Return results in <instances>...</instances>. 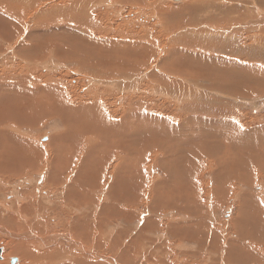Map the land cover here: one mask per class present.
Masks as SVG:
<instances>
[{"label":"rangeland","instance_id":"rangeland-1","mask_svg":"<svg viewBox=\"0 0 264 264\" xmlns=\"http://www.w3.org/2000/svg\"><path fill=\"white\" fill-rule=\"evenodd\" d=\"M22 1L23 0H8V1L0 0V5H1L0 6V79H1L0 109H2L0 111V115L1 113L2 115L3 113H5L4 115L6 116H8L9 114V117L7 119L0 121V133L1 134L3 133L4 135L3 137L4 139L1 137L3 135L0 136V144L3 143L2 145H0V147L3 149L5 148L4 150L0 149V151L2 152V150L3 151L9 150L8 154L11 156L12 154H14L13 150L10 152V150L14 148L13 146L14 144L12 142L18 143L16 138L26 139V137H28L29 140H32V142H34V146L38 149L39 152L37 154L40 155L42 158L44 157V155H47L45 153L48 152V155L55 159L58 155V152L56 151L57 148L59 150V155L63 157V151H65L66 148H68V153H72L77 147V143L74 142L73 144L72 143L69 144L66 138L65 139L63 138L64 134L69 133V136L71 135L70 133L71 129L73 133L75 132L76 129L68 126L69 122L67 119H72L73 121H80L81 119V121L82 120L84 122L88 121L89 123L93 121L94 127L96 128L95 130L98 132L95 133L94 131H89L88 128L85 129L86 131H84V134L87 135L84 143L87 144V142L90 141V144H88L87 145L88 147H86L85 149L83 148L84 145H82V148H80L79 153L72 160H77V161L79 160L78 163L79 166H81L84 162L88 163V161H90L91 164L97 166L101 161L103 172L99 173L98 171H95L93 174V178L91 179L90 182L93 186L96 185L95 187L96 189H94L92 186L94 190L90 191V194L93 197L89 199L88 203L81 200H77L75 201V203L70 201L67 202L64 199L65 198L69 199V198L67 196L65 197L64 194L57 197L55 195L57 194V192L59 193L62 190L65 192L69 186L78 188V186L74 184L76 182L78 174H81L80 171L79 173L78 171H76L73 175L71 174L68 177L67 182L64 180L62 181V176L59 175L56 176L54 180L47 179L44 182V184L41 185V183H39L41 179L38 178L39 174H37L38 170H36V172L34 173L32 171L35 169L34 165H32V163L29 162L27 163V159L24 158V154L27 152V147L29 145L25 146L24 144L21 143L20 145H22L23 148L25 149L22 148L23 150L22 152H20L19 154H14L17 155L18 156L17 158L19 159L17 165L8 168V172L11 171L13 178L8 179L9 177H5V176H9V175L6 174H3L4 176L1 175L3 179L7 178L5 179L7 183L5 182L3 183V181H1L3 184L2 183L0 184V187H2V191L4 192V193L3 192L0 193V201H1L0 211L1 210L3 212L9 211L12 205L8 203H10V201L12 202V199L15 200L16 196H17L16 199H18L20 195L21 196L19 198H22L24 196L22 194H26V192H28L25 190L27 188H31L32 189V191L30 192L31 194L30 196L32 198L31 201L35 202L36 205V207L33 206L34 210L36 212L41 210V212H37V213L42 214L43 212L48 216H46L47 218L43 219L41 225L39 224L38 220L36 221L34 220L33 222L34 226H32L35 231L34 234L33 233L26 234L24 233V231H20V230L16 233L15 232L13 233L11 228L5 229L6 227L3 226L4 228H0L4 230V231L0 230V240L4 241V239L16 237L17 239L21 238L20 240H17L18 242L20 241L23 242L27 241L28 243L31 242L30 244H33L34 249L36 247V249L34 250V253H36V255L33 256V259L36 260V257H42V254L44 252L47 253V251L45 250L48 248L42 250V247L38 245L41 241H44L42 239L46 240L45 238L46 236H50L52 239L53 237H56L57 241L59 242L62 241L61 243L64 244L63 250L66 253L68 251L70 255L66 256L64 253H62L61 254L62 259H58L57 262H55V264H79L80 262L83 263L86 262L88 264H116V263L121 264L122 262L124 264H128L129 259H130L129 261L134 264V262L139 261L138 260L139 258L135 256L137 255V251H136L137 247H133L135 251L131 257H125V253L132 246L130 243L131 239H129V241L127 239L131 236L133 242H136L141 239L144 240L146 237H148L149 240H152L153 242L157 240V242H160L161 245L163 242H165V245L167 243H171V246L174 245L173 248L171 247L172 251L173 249L177 250V248L179 249L180 247H182L180 250L181 254L178 256L179 260L177 258V261L180 264H182L181 262L182 260L184 261V259L186 258H187L186 260H188V257L184 254L186 253L190 254L194 249H195L194 251L197 250V248L195 247L193 248L195 244H191L189 240V235L191 231L190 229H188V227L185 228L186 230L188 229L187 233L189 232V234L186 235L188 236V239L185 240L184 244L178 243L179 245L177 244V246L175 247V243L172 242L173 239H175L176 232L178 233L180 230H182L177 228L178 226L180 227L179 224H181V227H184V226H188L187 222L190 221L189 223L190 225H192L191 223L193 222L191 221L192 218L186 216L187 215L186 212L181 213V211L186 210V208H183L184 205L192 207V209L190 210L192 211V213L193 212L195 213V214L193 213L195 219L198 218L200 219V221L206 218L207 216L206 214H208L206 212L207 207L209 211H213L214 209H216L214 212H216L217 215L215 213H213L212 215L211 213L208 214V216L212 220L211 223L209 222L210 223L209 227L211 228L209 229V233L214 232L217 233L218 235L220 234V237H224V236L227 237L229 235L228 237L231 236V238L238 240L242 236L239 230L241 231L244 230L246 234H250V231L254 232L256 230V226L255 227L252 226L253 223H251L250 221L246 223L244 229L238 225V222L240 223L245 217L241 215L242 212L240 211V208L238 209L239 214L238 212H237L238 215L235 214V212L237 211V207L235 203L237 200L240 199L239 198L240 194H235L233 188L235 186L236 187L241 186L243 187V190H245L244 192L246 193L250 192L251 190L252 191L251 193L255 195L254 197L257 203L262 205L263 203L261 204V202H258L259 199L257 198H260V200L264 198L263 184L257 185L256 187H253V189L250 188L251 185L253 183H257V181H258L257 184L262 182L264 183V177L263 178L261 176L258 177V169H257L258 164L257 163L253 164V161H250V163H242L238 161L235 158L236 148L234 151L228 152V154H230V156L232 157L228 159L234 161V166H232L233 167L232 171L239 172L241 177L245 176L248 182H244V181L240 182L239 180L237 181L238 183H232L227 185L226 183H224V181L222 182V184L220 182L219 183L220 186L222 187L224 185L227 186V188L226 186H224L227 192L225 195L224 194L218 195L217 186H219L218 184L219 181H217L216 176L218 173L220 174V171L224 172L226 170V167L224 168L218 167V165L217 164L215 165V163H219L223 166L224 165L227 166L226 161L222 158V155L227 157V155L223 152V148L225 149V152L226 149L231 148V143L229 141H227L226 144H223V141L219 137L222 134L221 131L226 133L225 131L230 132L229 129H231V131H236V129H238L239 132L240 130L242 131L249 130V134H247V136L252 135V137H256L255 135H258V133L259 136H263L262 132L259 130L263 131L264 129V38H263L264 37V0H254V1L226 0L227 2L232 3L233 5L229 3L228 4H224L223 2L221 3V0H213V2L217 3V5L211 3L210 0H206V1L185 0L181 3L177 1H175L174 3L172 0H146V1L145 0H101V1L99 0L97 3L94 4V7L88 12L89 22H87L86 19L83 18L84 16L82 17L80 15L75 14L77 13L76 8L71 6L70 1H74L75 4L77 2L76 0H69V1L61 0V2L60 0H28L26 3H23ZM255 1H256V6L258 4L257 8L256 6H254ZM20 2L22 3L20 4ZM108 2L110 3V5ZM202 2L205 5L204 7L201 8V10L203 9L205 10L204 15L203 12L196 13L197 19L198 18L201 19L202 16L203 17L215 16L216 14H213V9L217 6H220L221 7L219 12L221 13L220 17L226 16V23L229 22L230 20H234L236 24H238V26L237 25L235 26V28L238 30H236L235 28H226L225 30H223V29H217L216 27H215L216 29L215 28L211 29L206 27V30L209 32L206 31L205 36L202 35L196 37L194 34H198L199 32V30L196 31V29H198L197 27H200L201 25L200 20L198 21L197 24L193 26V29L191 28V26L190 27L186 26L185 34H183L184 32H181L182 29L174 28L172 30V26L171 28L166 29L165 26L166 22H164V20H166L167 14L172 12L173 9L179 7H180L179 9H182L191 4L193 5L192 7H200L199 5H201ZM78 3H80V1H78ZM219 3L221 4L219 5ZM61 5H63V7ZM211 5L212 7H214L213 9L210 7ZM208 7L210 8V10ZM226 8L228 9L224 12ZM162 11L165 14H163ZM188 21L186 22L187 25H188ZM92 22L95 23L93 24L94 25L93 35H91L92 34L91 30H89V28H91L89 24L90 23L92 24ZM220 23L223 24V19L220 20ZM167 25L170 26V24ZM247 26H249L250 29H247ZM8 28L11 29L10 32L6 31V29ZM252 28L255 31H253ZM248 30H250V32ZM245 31L247 32V34ZM189 32L193 33V36H190V38L194 37V39L192 38L193 39L192 41H195V39L198 38L196 39L197 42L201 41L203 46L213 45L214 47L218 48L216 54L219 56H223L226 59H235L236 57V59H238L237 61L239 62H246L247 64H259L260 66L236 67V65H234L233 67H209L211 69L209 70L208 75L206 74L208 72L204 71L202 67H198V68L197 66H195V68L189 67L190 64L192 63V59H188L182 62L177 59V55L179 53L175 56H170V46H169L170 44H174L175 42L181 41L182 39L191 41V39L189 38L190 35ZM83 34L85 36H83ZM238 35L241 37H238ZM81 36H83V39L88 40L86 45L83 44V42H81ZM214 37L215 38L220 37V38L215 39ZM222 37L226 38V41L228 42H226ZM239 38L241 39L239 40ZM211 39L213 41L210 42ZM101 40L102 42H105L106 45L102 43L101 45L97 46L98 42H100ZM222 40H224L225 42ZM244 40L246 41L244 42ZM121 41L125 42V44ZM236 41H238V43ZM107 42H109L110 44H108ZM153 42L155 45L154 49L151 46ZM128 43L129 44L132 43L130 44L131 46H129ZM143 45H145L144 49L145 48L148 49V47L151 46L150 47L151 49L149 51L150 53H146L147 55L144 53L146 49L145 50L142 49ZM256 45L257 47L258 45L260 47L258 48L254 47ZM240 47H243V49H239ZM114 48L118 49L116 55L114 54L116 52ZM180 48L183 49L179 44L177 49L180 50ZM23 49L24 51H22ZM92 51L95 53H93ZM117 54L120 56H118ZM114 57L118 58L119 61H115ZM182 57L180 55V59L185 58ZM100 58L102 61H106L107 58V61L110 65L108 67H112L111 63L113 60L114 62L117 63L119 62L118 67H115V69H105L102 66H100L102 68H98ZM173 63L175 65H173ZM119 64L126 66L121 67ZM176 65H180V66L177 67ZM42 74H44L45 76L48 75L47 82H43L40 79V76H42ZM230 74L232 75L229 77ZM215 77L219 82L216 81ZM204 78L207 80H205ZM214 81H216L217 83ZM237 81H239L240 83H238ZM212 82H214L215 86H213ZM223 83L224 84L229 83V85H231L227 87L230 93H226L225 92L226 90L225 91L219 90V86L224 87ZM238 86L241 88H239ZM243 88H245L246 90H244ZM8 93L10 98L8 96ZM56 94L57 97H54V95ZM59 96L62 99L57 101V98H59ZM2 103L3 105L5 104V106H3ZM62 103H65L66 105L71 107L70 110H66L69 111L68 113L66 112L68 118H66L63 115L64 112H62L61 110H57L58 105H62ZM138 103L139 104L143 103L142 105H146L141 112L139 111L140 108L138 107L139 105ZM189 106L193 107V109L190 108ZM109 107H112L111 110ZM187 107H189V110H187ZM129 110L133 112L130 113ZM121 111L123 113H121ZM136 111H139L140 113L134 114V112ZM158 111L159 113L161 112L163 114H158ZM79 112L83 115L85 114L83 119ZM89 113H92V115H90ZM116 114H118L119 116ZM185 114L187 115V117ZM198 115H200L203 119L201 121L202 122L201 124L203 125L202 127L206 128L205 130H203L204 136L200 132L194 131V133H192L193 130H195L193 129L194 128L193 125L195 122L193 121V118H198ZM122 119L128 122L129 126L126 127L127 131H125L126 130L125 129L124 132L121 131V133L118 134L119 132H116L117 128L114 129V126L116 124L115 122L121 121ZM165 120L167 121V123L168 121H170V124L168 123L170 126H167L168 124L165 123L166 122ZM106 122L107 124L110 123L109 126L106 125L107 127L105 126ZM150 123L153 124L150 125ZM227 124L229 125V127ZM5 125H7V127H5ZM221 125H224V127ZM97 126H99V130ZM137 126H141V127L138 128ZM156 126L157 128L159 126L160 127L163 126L162 130L165 131L166 136L163 133L161 136H163L165 140L166 139L167 140L165 141L164 138L162 137L163 141H157L155 142V144L161 143L167 146V148L169 147L168 151H166V153H168L167 157L170 156L172 152L175 153V155L179 153L184 155L185 151L186 153H192L195 150H198L196 151V153H198L199 156L197 157L195 162H192L193 164L190 163L191 165L188 163L189 160L187 161V163L184 160H182L183 157L182 158L180 157L182 155H179V157L177 156L175 159V155L171 154L172 162L174 161V165L173 163L170 162L171 165V168L169 167L170 170H168L167 166H165L171 177L173 175H176V172L178 170L177 168H179V165L182 162H184L185 165L181 164L180 167L182 166L190 167L191 171H189V173L187 174L186 176L187 178L185 177L182 182L179 180L182 184L185 185L187 184V188L185 190L183 189L185 185H183V187L180 188V190L183 189L182 190L183 194L182 193L181 194L184 195L183 198L181 199L184 200L182 205H178L175 202L172 203L173 201H171L170 203L172 204L169 205L166 201H161V199L157 201V198L155 196L157 194L159 195L161 192L162 193L164 192V190L159 187L161 184H163V180H165L167 176L166 170L163 168L164 164L160 163V160H162V158L164 159V156H166L165 152L159 151L158 155L155 157L156 155L155 151L153 149H147L149 150L147 155L145 156L143 152L142 154H144L145 157L142 156L139 157L140 163L136 164V166L130 163L134 159V156L138 151V145L137 144L132 145L127 141L125 142V140H127L129 136L135 137L136 139L137 138L144 139L146 138V136L148 137L149 134L154 135V132L147 131V128L157 129L155 128ZM188 126L190 127L188 128ZM170 127H174L176 130H178V133L179 131L183 133L180 130V128L183 129L184 127L183 130H188V133L187 135L178 137L176 136L177 133H175V131L172 132L168 131L170 130ZM128 128H131V130H128ZM143 128L144 130H142ZM174 128L173 130H175ZM189 131H191L192 134H190ZM255 132L258 133L256 134ZM167 133L168 134L170 133L169 134L170 136ZM213 133H215L216 135L215 134L213 135ZM205 134H208V136L205 137ZM253 134L255 135L253 136ZM45 135H46L45 138L50 137L52 150H50L49 145H47L49 143L44 140ZM234 135L235 137L232 138L234 143L237 142V137H238V141L240 140L239 143L241 142V140L242 141L245 140V144L246 143L249 144L248 145L249 150L247 149V152L252 153V146L250 144L253 138H246L244 133L241 132L238 134V136L236 135V132H234ZM139 136H144V137H139ZM125 137L127 139H125ZM1 138L3 140H1ZM170 138H172V140ZM8 139L10 141H8ZM136 139L130 138L131 142L134 144L136 143L135 142ZM175 140H178V142L176 141L177 142L176 143ZM255 140L257 139L255 138ZM3 141H5L6 143ZM169 141H171V143ZM121 142L124 143L122 144ZM7 143L13 145H8ZM111 144L114 145V149H112ZM126 144L130 150L120 149L121 148L120 145H126ZM43 145H47V148L44 149L43 147H41ZM33 148L34 147H32L31 150H34ZM39 148H43L42 151H40ZM87 150H89L90 152H86ZM93 152H94L93 159H90ZM113 154L115 156H113ZM125 154L127 155L125 156ZM121 155L125 156L124 160L126 161H123ZM193 156L194 154L192 153L190 157ZM152 158H159L160 160L159 161L153 160L154 162H152L151 161ZM120 160H122V162ZM263 161H264L263 159L260 160L259 164L264 165ZM144 163H146L147 166L151 168L149 169L146 166V169H144L142 174L140 168L143 167L142 164ZM158 163L161 164V166L163 167L159 166ZM187 164H189L190 166ZM26 166H28V168L31 167L30 170H28ZM185 167L183 168L185 169ZM18 169H19L18 172L19 174L16 173ZM24 169L28 170V172ZM138 170L140 171V173ZM21 172L23 175L21 174ZM120 172L122 175L125 174V176H127L128 178L127 177L122 178ZM148 173L151 175L152 174H157V175H152L153 177L151 176L152 177L151 181H149L150 179L148 178H150L149 177L150 175ZM186 173L187 170L185 171V175ZM46 174H48L47 169H46ZM131 174H133V176ZM109 175L112 176L111 177L112 180L109 177ZM116 175L119 176L118 178L120 180L116 179L117 177ZM23 176H25V178ZM30 176H32V178ZM134 176L135 178H133ZM171 177L169 179L170 181L168 180V182L172 181L171 183H169V185L170 187L173 188L175 184L174 182L177 179V177L176 176H173V178ZM30 179H31V183L28 182ZM98 179L99 182L97 181ZM32 180H34V182ZM35 180L38 182L35 183L36 182ZM189 183H191L190 186ZM36 185L45 188V191L46 193L49 194V196H47L45 192L42 193V191H36V192L33 191ZM124 185L125 187L123 188ZM112 187L114 191L111 190ZM200 187H203V191L198 190ZM190 188L192 190H190ZM157 189L159 191H157ZM108 190L109 192L111 190L110 195L111 193L115 192L116 193L115 197H118V195L122 194L125 190H127L128 195L129 194L131 195H129L130 197H127L129 199H127L128 201H126V205H124V207L122 206L121 208H119L118 204L114 202V199L112 201L104 200L106 198L105 194L109 193ZM117 190H119V192L121 191L122 192L119 193ZM144 190H146V192ZM147 192L150 198L152 199L149 204L144 205V197L146 196ZM184 192H186L190 197H192L191 200L189 199L191 203L189 200L188 203L186 202L185 199L187 197L188 198L190 197L187 194L185 195ZM132 193L134 194L133 197H132L133 195ZM209 194L214 195L216 201L209 202V198L207 197ZM152 196L154 197V199ZM34 197H35V201L33 199ZM44 198L46 199L44 200ZM171 199L173 200V198ZM222 199L224 200L222 201ZM18 201L20 200L18 199ZM25 201L23 202L20 201V202L25 203ZM157 202L158 203L160 202V204L163 205L161 206L155 205L154 203ZM3 204L5 206H3ZM194 204L195 206H193ZM40 205L42 207H40ZM79 205H85L87 207L90 206V208L87 211H85V209H81L82 213L77 215L76 209L80 210ZM106 205L108 206V208H106ZM37 206L40 207V209ZM116 206L119 208V210ZM262 206L264 207V204ZM126 207H131V211L128 212L124 210ZM96 208H98L100 213L103 214L102 217H100L101 223L99 225L92 227L91 230L87 231L88 229L86 230L84 226L80 224L84 223V225L85 224L87 225L91 216L93 215V211ZM122 208L123 210H121ZM101 209L103 213L101 212ZM106 209L110 210L114 215L107 214L108 212L106 213ZM117 210L120 212H118ZM263 211L262 213L259 214V215L262 214L261 219L262 218L264 219ZM31 213L35 214L33 210L31 211ZM104 213H106L107 215ZM1 214L2 213H0V226L3 225L4 223L3 219L6 220L7 218L6 216ZM29 214L30 213H28V215ZM181 215L185 220L179 219L181 218L180 217ZM214 215L215 217H213ZM248 215L250 216V219L256 217V215L253 214V212H250ZM28 217L33 220L31 216ZM80 217L82 218L79 220L78 218ZM120 217L124 218L125 220L120 219ZM95 219L99 220V216H96ZM163 221H165V224ZM172 221L173 222L179 221L177 224L178 226L175 225V223H173L175 227L173 228L174 230H170V228L168 227L170 226L169 224H171L170 222ZM115 223L117 224V226ZM57 224L58 226H55ZM154 224L156 225V227ZM249 224H251L250 227L248 226ZM10 225L13 226L12 223H10ZM53 226L55 227V230ZM161 226L164 229L161 228ZM143 227H145L144 231L147 230L148 233L140 232L141 231L140 229ZM166 227L168 229H166ZM218 228L219 230L224 231L225 233L220 232ZM40 229H46L45 231L47 232V235L42 234L41 237L42 239L35 236L36 234L40 236V234H38L39 233L38 231ZM165 229L168 231H166ZM25 234L28 237H26ZM167 235L170 237V239H168ZM16 238H13V242L14 240H16ZM66 239L68 240L67 242ZM115 241L121 244V246L117 244V246L119 245L118 246L119 249H116L117 247ZM18 242H14V243L18 244ZM72 243L74 245H71ZM146 243L148 242L145 241V245ZM78 244H81V247H77ZM187 244L189 246H187ZM3 246L4 244H2V242L0 241V247L3 248ZM56 246L57 248H59V245H55V247ZM65 247L68 248L66 249ZM158 247L161 246L158 245ZM158 247H156L157 249L151 247L150 250L152 251L149 250L150 255L152 254L151 256L153 257L154 255L156 256L155 253H157L156 256L157 262H161L163 261V259L167 261L168 260L167 258L170 257L169 252L171 250L170 251L166 249L164 250L163 248L158 249ZM57 248H52L51 250H49V252L56 250ZM124 248H127L126 252H124L125 251ZM114 249L116 250V252ZM160 249H162L165 253H163L162 250L159 251ZM260 249L264 252V247H261ZM93 250L96 251L94 252ZM154 250L155 252L153 253ZM118 251L121 254V256L119 255ZM205 251H207L208 253L210 250H208L207 248L204 250L203 257L202 258L200 257L203 260L201 261V263L207 264L208 262V264L209 263L212 264L207 260V256L209 257L210 255L205 254ZM262 251L260 252L261 254H263ZM220 253L221 254L218 255L217 257L216 256L213 257L215 258L213 263L222 264L223 261L224 264H227L228 255L225 254L226 253L225 245L223 248L220 246ZM72 254H74V256ZM212 254L213 253H211V255ZM205 255H206L205 257L206 259L204 258ZM115 257L118 259H116ZM189 259L194 260V258H190V257ZM17 263H18L17 261H14V263L12 261V264H17ZM35 263L43 264L44 262H42L40 258V261L36 260ZM179 263H175V264H179ZM251 264H256V263L252 262ZM260 264H264V263H260Z\"/></svg>","mask_w":264,"mask_h":264},{"label":"bare ground","instance_id":"bare-ground-1","mask_svg":"<svg viewBox=\"0 0 264 264\" xmlns=\"http://www.w3.org/2000/svg\"><path fill=\"white\" fill-rule=\"evenodd\" d=\"M8 1V0H7ZM28 0H23L22 2L23 3H26ZM69 1V0H68ZM77 2L74 4V1H70L71 3V6H73V7H75L76 8V11H77V13H75L76 15H80V16H84L83 18L84 19H86V21L87 22H89V11L94 7V4L95 3H97L99 0H76ZM78 1H80V3H78ZM101 1V0H100ZM146 1V0H145ZM174 3H175V0H172ZM183 1H185V0H178L177 2H183ZM204 1V0H203ZM206 1V0H205ZM254 1V0H253ZM22 2H20V4L22 3ZM60 2H61V0H60ZM103 2V1H102ZM110 2V1H109ZM108 2V3H109ZM191 2V1H190ZM210 2L211 3H213L214 5H217V3H215V2H213V0H210ZM209 2V3H210ZM224 3V4H228L229 2H227L226 0H221V3ZM11 3H13V2H11ZM59 3V2H58ZM108 3H106V4H108ZM139 3V2H138ZM221 3H219V5L221 4ZM62 4H63V2H62ZM178 4V3H177ZM207 4V3H206ZM229 4H232V3H229ZM109 5H110V3H109ZM111 5H112V3H111ZM233 5V4H232ZM1 6V5H0ZM62 7H63V5H61ZM64 6H66V5H64ZM181 6V5H180ZM193 5L191 4V5H189V6H186V7H184V8H182V9H179V8H175V9H173L172 10V12H170L169 14H167V16H166V20H164V22H166V29H168V28H171V26H172V30L174 29V28H178V29H182L181 30V32H184L183 34H185V27L187 26V27H190L191 26V28L193 29V26L195 25V24H197L198 23V21L200 20V23H201V25H200V27H197L198 29H196V31L197 30H199V32H198V34H194L196 37L197 36H205V33H206V27L207 28H211V29H213V28H217V29H223V30H225L226 28H235V26L237 25L238 26V24H236V22L234 21V20H230L229 22H227L226 23V16H224V17H220L221 16V13H219L220 12V9H221V7L220 6H217V7H212V5L210 6L212 9H213V14H216L215 16H205V17H201V19H197V17H196V13H198V12H203V15H204V9L203 10H201V8L202 7H204L205 5H204V3L202 2L201 3V5H199L200 7H192ZM254 6H256V1H255V4H254ZM258 7V4H257V6H256V8ZM66 8V7H65ZM103 8H105V7H103ZM174 8V7H173ZM209 8V7H208ZM207 8V9H208ZM229 8V7H228ZM228 8H226L225 10H224V12L228 9ZM2 9H3V7H2ZM70 9V8H69ZM177 9H179V10H177ZM209 10H210V8H209ZM155 12V11H154ZM61 13V12H60ZM65 13V12H64ZM63 13V14H64ZM162 13H163V11H162ZM62 14V13H61ZM163 14H165V13H163ZM104 18V17H103ZM197 19V20H196ZM221 19H223V24H221L220 23V20ZM189 20V21H188ZM188 21V25H187V22ZM238 22V21H237ZM255 22V21H254ZM257 22V21H256ZM243 23V22H242ZM93 24H95L94 22H92V24L90 23L89 25H90V27L91 28H89V30H91V35H93ZM167 24H170V26L169 25H167ZM256 24V23H255ZM120 25V24H119ZM148 25V24H147ZM234 25V26H233ZM244 25V24H243ZM258 25V24H257ZM245 26H246V24H245ZM87 28V27H86ZM190 28V29H191ZM215 28V29H216ZM238 28V27H237ZM257 28H259V27H257ZM95 29V28H94ZM111 29V28H110ZM189 29V30H190ZM236 29V28H235ZM247 29H250L249 28V26H247ZM4 30H5V27H4ZM113 30V29H112ZM115 30V29H114ZM129 30V29H128ZM165 30V29H164ZM236 30H238V29H236ZM239 30H240V28H239ZM252 30H253V28H252ZM252 30H251V33H252ZM6 31L7 32H10L11 31V29L10 28H8V29H6ZM103 31V30H102ZM171 31V30H170ZM177 31V30H176ZM191 31V30H190ZM214 31H216V30H214ZM244 31V30H243ZM243 31H242V33H243ZM247 31V30H246ZM245 31V32H246ZM249 32H250V30H248ZM253 31H255V30H253ZM109 32V31H108ZM110 32H111V30H110ZM112 32H114V31H112ZM207 32H209V31H207ZM236 32V31H235ZM86 33V32H85ZM173 33H175V32H173ZM190 33V35H189V38H190V36H193V33L192 32H189ZM256 33V32H255ZM126 34V33H125ZM154 34V33H153ZM180 34V33H179ZM234 34V33H233ZM246 34H247V32H246ZM259 34V33H258ZM260 34H261V32H260ZM100 35V34H99ZM109 35V34H108ZM128 35H129V33H128ZM176 35V34H175ZM242 35V34H241ZM254 35V34H253ZM83 36H85L84 34H83ZM83 36H81V42H83V44H87V39H83ZM101 36V35H100ZM152 36V35H151ZM181 36V35H180ZM186 36V35H185ZM187 36H188V34H187ZM216 36V35H215ZM171 37V36H170ZM175 37V36H174ZM238 37H241V36H239L238 35ZM248 37H249V35H248ZM259 37V36H258ZM87 38V37H86ZM110 38V37H109ZM193 39H194V37H192ZM192 38H190L191 39V41H187V40H184V39H182L181 41H177V42H175L174 44H170L169 46H170V56H175V55H177L178 53V55H177V59L179 60V61H182V62H184V61H186V60H188V59H192V63L190 64V66L189 67H194L195 68V66H197V68L198 67H202V69H204V71H206V72H208V73H206L207 75L209 74V70L211 69V68H209V67H233L234 65H236V67H254V66H260L259 64H247L246 62H239V61H237L238 59H236V57H235V59H226V58H224L223 56H219V55H217L216 54V51H217V49L218 48H216V47H214L213 45L211 46V45H206V46H203L202 45V42L201 41H199V42H197V40L196 39H198V38H196L195 39V41H192L193 39ZM202 38V37H201ZM215 38V37H214ZM217 38V37H216ZM215 38V39H216ZM220 37H218L217 39H219ZM222 38H224V37H222ZM228 38V37H227ZM235 38V37H234ZM244 38V37H243ZM256 38V37H255ZM264 38V37H263ZM262 38V39H263ZM92 39V38H91ZM189 39V40H190ZM238 39V38H237ZM241 38H239V40H240ZM246 39V38H245ZM254 39V38H253ZM121 40V39H120ZM127 40V39H126ZM174 40H176V39H174ZM200 40V39H199ZM224 40L226 41V38H224ZM224 40H222V41H224ZM204 41V40H203ZM211 41H213L212 39L210 40V42ZM224 41V42H225ZM246 40H244V42H245ZM91 42V41H90ZM121 42H123V41H121ZM132 42V41H131ZM209 42V41H208ZM226 42H228V41H226ZM230 42V41H229ZM237 43H238V41H236ZM241 42V41H240ZM248 42V41H247ZM259 42V41H258ZM94 43V42H93ZM105 44L106 45V43L105 42H102V40L100 41V42H98V44H97V46H99V45H101V44ZM108 44H110L109 42H107ZM124 44H125V42H123ZM134 43V42H133ZM140 43V42H139ZM204 43V42H203ZM255 43H257V42H255ZM121 44V43H120ZM129 44V43H128ZM127 44V45H128ZM130 44H132V43H130ZM129 44V46H131ZM149 44V43H148ZM180 44V46L183 48V49H181L180 48V50H178L177 49V47H178V45ZM231 44V43H230ZM229 44V45H230ZM236 44V43H235ZM235 44H233V45H235ZM140 45V44H139ZM138 45V46H139ZM240 45V44H239ZM260 45V44H259ZM258 45V47H260ZM151 46H152V48L154 49V42L151 44ZM150 46V47H151ZM185 46H187V47H185ZM137 47V46H136ZM141 47V46H140ZM144 47H145V45H143V48L142 49H144ZM150 47H148V49H144L145 51H144V53L146 54V53H150L149 51H150ZM231 47V46H230ZM254 47H257V45L256 46H254ZM257 47V48H258ZM113 48V47H112ZM247 48H248V46H247ZM261 48H262V46H261ZM99 49H100V47H99ZM115 49V48H114ZM141 49V48H140ZM152 49V50H153ZM174 49V50H173ZM239 49H243V47H240ZM102 50V49H101ZM104 50V49H103ZM116 50V52L114 53L115 55H116V53H117V50L118 49H115ZM232 50V49H231ZM259 50V49H258ZM260 50H263V49H260ZM22 51H24V49L22 50ZM99 51V50H98ZM128 51V50H127ZM137 51H138V49H137ZM178 51V52H177ZM243 51H245V50H243ZM85 52V51H84ZM93 52V51H92ZM102 52V51H101ZM105 52V51H104ZM111 52V51H110ZM136 52V51H135ZM154 52H156V51H154ZM237 52V51H236ZM235 52V53H236ZM93 53H95V52H93ZM122 53V52H121ZM131 53V52H130ZM132 53H134V52H132ZM138 53V52H137ZM143 53V52H142ZM227 53V52H226ZM262 53V52H261ZM221 54H222V52H221ZM95 55V54H94ZM101 55V54H100ZM107 55V54H106ZM118 55V54H117ZM128 55V54H127ZM139 55V54H138ZM147 55V54H146ZM180 55H181V57L182 58H184V59H180ZM233 55V54H232ZM236 55V54H235ZM244 55V54H243ZM118 56H120V55H118ZM150 56V55H149ZM148 56V57H149ZM225 56V55H224ZM247 56V55H246ZM133 57V56H132ZM142 57H143V55H142ZM144 57H145V55H144ZM151 57V56H150ZM231 57V56H230ZM256 57V56H255ZM115 58V57H114ZM113 58V59H114ZM122 58V57H121ZM233 58V57H232ZM127 59V58H126ZM125 59V60H126ZM142 59H144V58H142ZM244 59V58H243ZM242 59V60H243ZM256 59V58H255ZM111 60V59H110ZM124 60V61H125ZM128 60V59H127ZM126 60V61H127ZM178 60H176V61H178ZM115 61H119V59L118 58H115ZM129 61V60H128ZM176 61H174V62H176ZM254 61V60H253ZM197 62H199V63H197ZM249 62H251V61H249ZM119 63V62H118ZM118 63L117 62H114V60L112 61V63H111V66L113 67H108V66H110L109 65V63H108V61H107V58H106V61H102L101 60V58H100V60H99V64H98V68H105V69H115V67H118ZM122 63V62H121ZM125 63V62H124ZM180 63V62H179ZM188 64V63H187ZM121 67H125L126 65H122V64H119ZM134 65V64H133ZM163 65V64H162ZM173 65H175L174 63H173ZM100 66H102V67H100ZM129 66V65H128ZM171 66V65H170ZM177 67H179L180 65H176ZM206 67V68H205ZM208 67V68H207ZM196 68V69H197ZM83 69H85V68H83ZM212 69H214V68H212ZM198 70V69H197ZM259 70V69H258ZM168 71V70H167ZM254 71V70H253ZM256 72V71H255ZM95 73H97V72H95ZM94 73V74H95ZM252 73V72H251ZM224 74V73H223ZM254 74V73H253ZM256 74V73H255ZM206 75V76H207ZM213 75V74H212ZM227 75H228V73H227ZM232 74H230L229 75V77L231 76ZM96 76V75H95ZM98 76V75H97ZM199 76V75H198ZM235 76H236V74H235ZM48 75L47 76H45L44 74H42V76H40V79L43 81V82H47V80H48ZM202 77V76H201ZM208 77V76H207ZM228 77V76H227ZM210 78V77H209ZM213 78V77H212ZM217 78H219V77H217ZM97 79V78H96ZM205 79V78H204ZM211 79V78H210ZM215 79H216V77H215ZM214 79V80H215ZM243 79V78H242ZM1 80V79H0ZM205 80H207V79H205ZM209 80V79H208ZM249 80V79H248ZM100 81V80H99ZM210 81V80H209ZM216 81H217V79H216ZM216 81H214V82H216ZM234 81V80H233ZM1 82V81H0ZM103 82V81H102ZM192 82H194V81H192ZM214 82H212V84H213V86H215L214 85ZM217 82H219V81H217ZM216 82V83H217ZM235 82V81H234ZM238 83H240L239 81H237ZM84 83V82H83ZM225 83V82H224ZM223 83V84H224ZM192 84V83H191ZM231 84H234V83H231ZM96 85V84H95ZM217 85V84H216ZM238 85V84H237ZM224 87H220L219 86V90H223V91H225L226 93H230L229 92V90L227 89V87H229V86H231V85H229V83H226V84H224L223 85ZM104 87V86H103ZM239 87V86H238ZM63 88V87H62ZM91 88V87H90ZM108 88V87H107ZM231 88V87H230ZM233 88V87H232ZM236 88V87H235ZM239 88H241V87H239ZM238 89V88H237ZM244 90H246L245 88H243ZM104 90V89H103ZM106 90V89H105ZM114 90V89H113ZM123 90V89H122ZM129 90V89H128ZM61 91V90H60ZM101 91V90H100ZM1 92V91H0ZM66 92V91H65ZM69 92V91H68ZM100 93V92H99ZM105 93V92H104ZM240 94V93H239ZM79 95V94H78ZM96 95H98V94H96ZM243 95V94H242ZM8 96H9V93H8ZM72 96V95H71ZM122 96V95H121ZM124 96V95H123ZM6 97V96H5ZM54 97H57V94L56 95H54ZM181 97V96H180ZM8 98V97H7ZM9 98H10V96H9ZM71 98V97H70ZM82 98V97H81ZM188 98H191V97H188ZM62 98L59 96V98H57V101L58 100H61ZM90 99V98H89ZM124 99V98H123ZM127 99V98H126ZM125 99V100H126ZM4 100V99H3ZM102 100V99H101ZM119 100V99H118ZM192 100V99H191ZM190 100V101H191ZM173 101V100H172ZM87 102H89V101H87ZM127 102H128V100H127ZM73 103V102H72ZM76 103V102H75ZM82 103V102H81ZM85 103V102H84ZM89 104V103H88ZM139 104V103H138ZM143 103H140L139 105H138V107L140 108L139 109V111L141 112L144 108H145V106L146 105H142ZM162 104V103H161ZM166 104V103H165ZM171 104V103H170ZM2 105H3V103H2ZM108 105V104H107ZM119 105H121V104H119ZM152 105V104H151ZM164 105V104H163ZM3 106H5V104L3 105ZM2 106V107H3ZM74 106H75V104H74ZM141 106H142V108H141ZM160 106H162V105H160ZM57 107V106H56ZM157 107H159V106H157ZM190 107V106H189ZM189 107H187V110H189ZM110 108V110H111V108L112 107H109ZM163 108V107H162ZM190 108H192L193 109V107H190ZM71 109V107H69L68 105H66L65 103H62V105H58V107H57V110H61L62 112H64V116L66 117V118H68L67 117V115H66V110H70ZM2 109H0V111H1ZM128 110V109H127ZM135 110V109H134ZM161 110H164V109H161ZM101 111V110H100ZM130 111V110H129ZM139 111H136V112H134V114H139L140 112ZM194 111V110H193ZM76 112V111H75ZM116 112V111H115ZM114 112V113H115ZM131 112H133V111H130V113ZM155 112V111H154ZM156 112H157V110H156ZM180 112V111H179ZM68 113V112H67ZM78 113V112H77ZM80 113V112H79ZM93 113V112H92ZM92 113H89L90 115H92ZM110 113V112H109ZM121 113H123L122 111H121ZM121 113H120V115H121ZM125 113V112H124ZM236 113V112H235ZM5 113H3V115H2V113H1V115H0V121H2V120H5V119H7L8 117H9V114H8V116H6V115H4ZM88 114V115H89ZM97 114V113H96ZM133 114V115H134ZM158 114H163V113H159V111H158ZM197 114V113H196ZM80 115H81V117H82V119L84 118V115L83 114H81L80 113ZM87 115V116H88ZM100 115V114H99ZM108 115H110V114H108ZM116 115H118V114H116ZM115 115V116H116ZM167 115V114H166ZM170 115V114H169ZM186 115V114H185ZM95 116V115H94ZM107 116V115H106ZM119 116V115H118ZM177 116V115H176ZM110 117V116H109ZM108 117V118H109ZM113 117H114V115H113ZM121 117V116H120ZM123 117V116H122ZM128 117V116H127ZM135 117V116H134ZM170 117H172V116H170ZM186 117H187V115H186ZM246 117V116H245ZM74 118V117H73ZM105 118V117H104ZM137 118H138V115H137ZM77 119V118H76ZM75 119V120H76ZM100 119V118H99ZM99 119H98V121H99ZM136 119V118H135ZM89 120V119H88ZM101 120V119H100ZM103 120V119H102ZM134 120V119H133ZM159 120V119H158ZM174 120V119H173ZM173 120H172V122H173ZM203 119H202V117L200 116V115H198V118H193V121H195L194 122V125H193V129H195V130H193V132L192 133H194V131H196V132H200V133H202V135L204 136V133H203V130H205L206 128H203L202 126V121ZM216 120V119H215ZM86 121V120H85ZM115 121V120H114ZM157 121V120H156ZM166 121V120H165ZM192 121V122H193ZM237 121V120H236ZM79 122H81V119H80V121ZM96 122V121H95ZM107 122H108V120H107ZM107 122H106V124H105V126L106 125H108L109 126V124H107ZM113 122V121H112ZM154 122V121H153ZM218 122H221V121H218ZM241 122V121H240ZM116 124H115V126H114V129L115 128H117V130H116V132H119L118 134H120L121 133V131H123L124 132V130L126 129V127L127 126H129V124H128V122H126V121H124L123 119L121 120V121H117V122H115ZM165 123H167V121L165 122ZM168 123L170 124V121H168ZM167 123V124H168ZM176 123V122H175ZM224 123V122H223ZM225 123H227V122H225ZM229 123V122H228ZM74 124H76V123H74ZM102 124V123H101ZM153 124V123H152ZM151 123H150V125H152ZM167 125V126H170V125ZM215 124H216V122H215ZM222 124V123H221ZM230 124H232V123H230ZM234 124H236V123H234ZM2 125V124H1ZM78 125H79V123H78ZM82 127H84V129L82 128V130H85L86 128H88V130L89 131H94L95 133H97L98 131H96L95 129V127H94V122L93 121H91L90 123L87 121V122H84L83 120H82ZM100 125V124H99ZM162 125V124H161ZM164 125V124H163ZM174 125H176V124H174ZM173 125V126H174ZM180 125H182V124H180ZM184 125H186V124H184ZM183 125V126H184ZM228 125V124H227ZM226 125V126H227ZM10 126V125H9ZM80 126V125H79ZM146 126V125H145ZM155 126V125H154ZM179 126V125H178ZM191 126V125H190ZM190 126H188V128L190 127ZM209 126V125H208ZM221 126H223L224 127V125H221ZM237 126V125H236ZM235 126V127H236ZM242 126H243V124H242ZM5 127H7V125H5ZM70 127H72V123H71V125H70ZM77 127V126H76ZM75 127V128H76ZM98 127V130H99V126H97ZM104 127V126H103ZM102 127V128H103ZM107 127V126H106ZM138 128L139 127H141V126H137ZM162 127L163 126H159L158 128H157V126L155 127V128H157V129H151V128H147V131H150V132H154V135L153 134H149V136L147 137L146 136V138H135V137H128V139L125 137V139H127V140H125V142L127 141L128 143H130V144H132V145H138V151H137V153L135 154V156H134V159L130 162L132 165H135L136 166V164H138V163H140V159H139V157H145L146 155H147V153H148V151L149 150H147V149H153L154 151H155V157L158 155V153H159V151H163V152H165L166 153V151H168V148H167V146H165V145H163V144H161V143H157V144H155V142H157V141H163V136H161L162 135V133L163 134H165V131H163L162 130ZM177 127V126H176ZM192 127V126H191ZM228 127H229V125H228ZM233 127V126H232ZM239 127V126H238ZM17 128V127H16ZM133 128H135V127H133ZM145 128V127H144ZM144 128L142 129V130H144ZM173 128L174 127H170V130H168L169 132H172V131H175V133H177L176 134V136H184V135H187V133H188V130H183L184 129V127H183V129H181L180 128V130L183 132V133H181L180 131H179V133H178V130H176L175 128V130H173ZM237 128V127H236ZM240 128V127H239ZM76 129H80L79 127L78 128H76ZM137 129V128H136ZM225 129H227V128H225ZM229 129V128H228ZM234 129V128H233ZM256 129V128H255ZM81 130V129H80ZM128 130H131V128H128ZM230 130V132L229 131H225L226 133H224V132H222L221 131V135L219 136L220 138H221V140L223 141V144H226V142L227 141H229L230 143H231V148H228V149H226V152H225V149L223 148V152L227 155V157L226 156H223L222 155V158L226 161V165L227 166H223V165H221V164H219V163H215V165L217 164L218 165V167H222V168H224V167H226V170L224 171V172H221L220 171V174L218 173L217 174V176H216V178H217V181H219L218 182V184L221 182V184H222V182L224 181V183H226V185L227 184H232V183H238L237 181H239L240 180V182L241 181H244V182H248V180L246 179V177L244 176V177H241L240 176V173L239 172H234V171H232L233 170V167L232 166H234V161H232V160H229L228 158H230L231 156H230V154H228V152H232V151H234L235 150V148H236V154H235V158L238 160V161H240V162H242V163H250V161H253V164L254 163H257L258 165H257V169H258V177L259 176H261L262 178L264 177V165H262V164H259V162H260V160H264V129H263V131L262 130H259V131H261L262 132V134H263V136H259V133H258V135H255V134H253V136L255 135L256 137H252V135L251 136H247V134H249V130H247V131H242V130H240V132L241 133H244V135L246 136V138H253L252 139V142H251V146H252V153H249V152H247V149L249 150V147H248V145L249 144H245V140L244 141H242L241 140V142L239 143V141H238V137H237V142L236 143H234V141H233V139L232 138H234L235 137V135H234V132H236V135L238 136V134L240 133L239 132V130L238 129H236V131H231V129H229ZM254 130V129H253ZM101 131H102V129H101ZM125 131H127V129L125 130ZM224 131V130H223ZM115 132V133H116ZM190 132V134H192L191 133V131H189ZM205 132V131H204ZM207 132H208V130H207ZM210 132V131H209ZM251 132H252V130H251ZM250 132V133H251ZM260 132V133H261ZM127 133H129V132H127ZM138 133V132H137ZM141 133H142V131H141ZM146 133V132H145ZM175 133H173V134H175ZM256 133V132H255ZM256 133V134H257ZM124 134V133H123ZM125 134H126V132H125ZM130 134H132V133H130ZM147 134H148V132H147ZM168 134V133H167ZM170 134V133H169ZM168 134V135H169ZM173 134H171V135H173ZM197 134V133H196ZM215 133H213V135H214ZM261 134V135H262ZM1 135H3V133L1 134L0 133V136ZM216 135V134H215ZM241 135V134H240ZM92 136V135H91ZM95 136V135H94ZM101 136V135H100ZM126 136H128V135H126ZM152 136V137H151ZM165 136H166V134H165ZM170 136V135H169ZM208 136V134H205V137H207ZM259 136V137H258ZM2 138L4 137V135L3 136H1ZM46 137V135L44 136V138ZM113 137V136H112ZM117 137V136H116ZM122 137H123V135H122ZM139 137H144V136H139ZM163 137V138H162ZM186 137V136H185ZM184 137V138H185ZM243 137V136H242ZM1 138V140H3ZM11 138H13V137H11ZM43 138V137H42ZM41 138V139H42ZM49 140H48V143L49 144H47V145H49V149L50 150H52L51 149V141H50V137H47ZM63 138L65 139L66 138V140L69 142V144H73L74 142L75 143H77V147L75 148V150L72 152V153H68V148H66L65 149V151H63V157L61 156V155H59V150L58 149H56V151L58 152V155H57V157L54 159V158H52V157H50L49 155H48V152H44L45 154H47V155H44V157L42 158L40 155H38L37 153H39L38 152V149L34 146V142H32V140H29V138L28 137H26V139L25 138H16L17 139V141H18V143L17 142H12L13 144H9V143H7V144H9V145H13L14 146V148L13 149H11L10 150V152L13 150V153L14 154H19L20 152H22L23 150H22V148H23V146L22 145H20L21 143L22 144H24L25 146H28L27 147V152L24 154V158L25 159H27V163L29 162V163H32V165H34V167H35V169L34 170H32L34 173L36 172V170H38L37 171V174H39L40 175V177H39V175H38V178H40L41 180V182L39 181V183H41V185L42 184H44V182L48 179V180H50V179H52V180H54V178L56 177V176H62V181L64 180V181H66L67 182V180H68V177L72 174H74L76 171H78V173H79V171H80V173L81 174H78V176H77V179H76V182H75V184L74 185H77L78 186V188H74V187H68L67 188V190L64 192L63 190L62 191H60L59 193L57 192V194L55 195L56 197L57 196H60V195H62V194H64V196L66 197H68L69 199H64V200H66L67 202L68 201H70V202H73V203H75V201H77V200H81V201H85V202H89V199H91L93 196L90 194V191H92V190H94V189H96L95 187H96V185L95 186H93L92 184H91V179L93 178V174H94V172L95 171H98L99 173H102L103 172V167H102V162L100 161V163H99V165H97V166H95L94 164H91V162L90 161H88V163H86V162H84L81 166H79L78 165V163H79V160L77 161V160H72V159H74L75 158V156L79 153V150H80V148H82V145H84V149L86 148V147H88L87 145L88 144H90V141L89 142H87V144L86 143H84L85 141H84V134L83 133H78V134H71L70 136H69V134H66L65 136H63ZM130 138H133V139H136V143L134 144V143H132L131 142V140H130ZM255 138L257 139V140H255ZM121 139V138H120ZM171 140H172V138H170ZM196 139V138H195ZM194 139V140H195ZM199 139V138H198ZM119 140V139H118ZM164 140H165V138H164ZM167 140V139H166ZM165 140V141H166ZM183 140V139H182ZM193 140V141H194ZM202 140V139H201ZM200 140V141H201ZM205 140V139H204ZM251 140V139H250ZM8 141H10L9 139H8ZM116 141V140H115ZM122 141V140H121ZM133 141V140H132ZM164 141V142H165ZM178 142V140H175V142ZM203 141V140H202ZM208 141V140H207ZM217 141V140H216ZM249 141V140H248ZM3 142H5V141H3ZM42 142V141H41ZM94 142V141H93ZM170 143H171V141H169ZM174 142V141H173ZM172 142V143H173ZM176 142V143H177ZM184 142V141H183ZM210 142V141H209ZM6 143V142H5ZM91 143H92V141H91ZM113 143V142H112ZM118 143V142H117ZM122 143V142H121ZM124 143V142H123ZM122 143V144H123ZM163 143V142H162ZM167 143V142H166ZM3 144V143H2ZM2 144H0V145H2ZM109 144V143H108ZM169 144V143H168ZM33 145V146H32ZM47 145H43V146H41V147H43L44 149H46L47 148ZM171 145V144H170ZM121 146V148L120 149H128V150H130L128 147H127V144L126 145H120ZM174 146V145H173ZM176 146V145H175ZM6 147V146H5ZM32 147H34L33 149L34 150H31L32 149ZM111 147H112V149H114V145L113 144H111ZM186 147V146H185ZM43 148H39L40 149V151H42V149ZM177 148V147H176ZM0 149H3V148H1L0 147ZM5 149V148H4ZM3 149V150H4ZM7 149V148H6ZM10 149V148H9ZM23 149H25V148H23ZM88 149H90V148H88ZM210 149V148H209ZM2 150V152L0 151V184L2 183L1 181H3V183L5 182V183H7V181L5 180V179H7V178H2L1 177V175L2 176H4L3 174H6V175H9V176H5V177H9L8 179H10V178H13V176H12V174H11V171L10 172H8V168L9 167H13V166H16L17 165V162L19 161V159L17 158L18 156L17 155H14V154H12L11 156L8 154L9 152V150H7V151H3ZM31 150V151H30ZM172 150V149H171ZM30 151V152H29ZM54 151V150H53ZM152 151V150H151ZM173 151V150H172ZM176 151V150H175ZM196 151H198V150H195L194 152H192L193 154H194V156L193 157H190V155H192V153H186V151L184 152L185 154L183 155V154H181V153H179V154H177V155H175V153H171V154H174L175 155V159H176V157L178 156L179 157V155H182V156H180L181 158L183 157V159L182 160H184L186 163H187V161H188V163L190 164V163H192V162H195V160L197 159V157L199 156V154L198 153H196ZM86 152H90L89 150H87ZM144 152V154H145V156H144V154H142ZM188 152V151H187ZM212 152V151H211ZM222 152V153H223ZM41 153V152H40ZM43 153V152H42ZM65 153V154H64ZM154 153V152H153ZM209 153V152H208ZM215 153V152H214ZM219 153V152H218ZM220 153H221V151H220ZM50 154V153H49ZM123 154V153H122ZM167 154L168 153H166V156H164V159L162 158V160H160L159 158H152V162H154V161H156V160H160V163H162V164H164L163 166H161V164H159V166H161V167H163L165 170H166V173H167V176H166V178H165V180H163V184H161L160 185V183H159V185H160V187L159 188H162L163 190H164V192L162 193H160L159 195L157 194V195H155L156 196V198H157V201L159 200V199H161V201H166L169 205H171L172 203H176V204H178V205H182L183 204V202H184V200H181L182 198H183V196L184 195H182L183 193H182V190L184 189H186L187 188V184L185 185V184H182L181 182L184 180V178L187 176V174L189 173V171H191L190 170V167H185V166H182V167H180L181 166V164H183V165H185V163L184 162H182L180 165H179V168H177V166H176V168L178 169L177 170V172H176V175H173V176H176L177 177V179L175 180V184H174V187L172 188V187H170V185H169V183H171V182H168V180L170 179V177H171V175L169 174V172H168V170H170L169 169V167L171 168V165H170V162L171 163H173V165H174V161L172 162V155L170 154V156H168L167 157ZM93 155H94V152H93V154L91 155V158L90 159H93ZM127 154H125V156H126ZM162 155V154H161ZM164 155V154H163ZM173 155V156H174ZM113 156H115L114 154H113ZM122 156V158H123V161H126V160H124V158H125V156L124 155H121ZM150 156V155H149ZM220 157V156H219ZM259 157H261V158H259ZM218 158V157H217ZM232 158V157H231ZM260 160H259V159ZM150 159V158H149ZM174 159V158H173ZM179 159V158H178ZM187 159V160H186ZM154 160V161H153ZM181 160V159H180ZM121 162H122V160H120ZM148 162H149V160H148ZM179 162V161H178ZM35 163V164H34ZM117 163H119V162H117ZM263 163H264V161H263ZM21 164V163H20ZM20 164H18V165H20ZM189 164H187V165H189ZM193 164V163H192ZM28 165V164H27ZM29 165H31V164H29ZM149 165V164H148ZM172 165V166H173ZM191 165V164H190ZM189 165V166H190ZM70 166V167H69ZM95 166V167H94ZM140 166V165H139ZM142 166L143 167H141L140 169H141V171H142V174H143V171H144V169H146V166H147V164L146 163H144V164H142ZM165 166H167V168H168V170L166 169V167ZM207 166V165H206ZM255 166V165H254ZM27 168H28V166H26ZM148 167V166H147ZM183 167H185V169L187 170V173H186V175H185V169L183 168ZM17 168V167H16ZM23 168H25V167H23ZM31 168V167H30ZM30 168H28V170H30ZM70 168H71V170H70ZM139 168V167H138ZM149 169L151 168V167H148ZM199 168V167H198ZM228 168V169H227ZM46 169L48 170V174H46ZM81 169V170H80ZM119 169V168H118ZM175 169V168H174ZM209 169H210V166H209ZM15 170V169H14ZM24 170H26V169H24ZM28 170H26L27 172H28ZM115 170V169H114ZM135 170V169H134ZM153 170V169H152ZM219 170V169H218ZM20 171H22V170H20ZM74 171V172H73ZM136 171V170H135ZM139 171V170H138ZM149 171V170H148ZM158 171V170H157ZM175 171V170H174ZM174 171H173V173H174ZM204 171V170H203ZM19 172V169H18V171L16 172V173H18ZM26 172V173H27ZM30 172V171H29ZM73 172V173H72ZM132 172H133V170H132ZM150 172H152V171H150ZM160 172V171H159ZM194 172V171H193ZM131 173V172H130ZM129 173V174H130ZM139 173H140V171H139ZM145 173H146V171H145ZM158 173V172H157ZM172 173V172H171ZM19 174V173H18ZM17 174V175H18ZM21 174H22V172H21ZM20 174V175H21ZM149 174V173H148ZM242 174H244V173H242ZM23 175V174H22ZM27 175H30V174H27ZM101 175V174H100ZM99 175V176H100ZM107 175V174H106ZM120 175H122L121 174V172H120ZM132 176H133V174H131ZM138 175V174H137ZM147 175V174H146ZM150 175V176H149ZM148 176L150 177V178H148V179H150L149 181H151V178L153 177L152 175H157V174H149ZM160 175V174H159ZM192 175V174H191ZM207 175V174H206ZM33 176V175H32ZM32 176H30L31 178H32ZM117 177H116V179H119L118 177V175H116ZM139 176V175H138ZM152 176V177H151ZM161 176V175H160ZM173 176L171 177V178H173ZM24 178H25V176H23ZM29 177V178H30ZM109 177L111 178L112 176L111 175H109ZM108 177V178H109ZM122 178H125V177H127V176H125V174H123L122 176H121ZM131 177V176H130ZM175 177V178H176ZM19 178V177H18ZM18 178H15V179H18ZM128 178V177H127ZM133 178H135V176L133 177ZM138 178V177H137ZM187 178V177H186ZM21 179V178H20ZM34 179H35V176H34ZM131 179V178H130ZM140 179V178H139ZM36 180H38V179H36ZM35 180V181H36ZM111 180H112V178H111ZM120 180V179H119ZM153 180V179H152ZM172 180V179H171ZM181 182H180V181ZM186 180V179H185ZM9 181V180H8ZM11 181V180H10ZM27 181V180H26ZM25 181V182H26ZM33 182H34V180H32ZM98 182H99V179L97 180ZM139 181V180H138ZM154 181V180H153ZM170 181V180H169ZM207 181V180H206ZM28 182H30L31 183V179L28 181ZM38 181H36L35 183H37ZM140 182V181H139ZM2 183V184H3ZM29 183V184H30ZM97 183V182H96ZM100 183H101V181H100ZM105 183H106V181H105ZM132 183V182H131ZM161 183H162V181H161ZM216 183V182H215ZM257 183H258V181H257ZM257 183H253L252 185H251V189H253V187H256L257 185H262L263 184V186H264V183L262 182V183H259V184H257ZM28 184V185H29ZM93 184H95V183H93ZM130 184V183H129ZM136 184V183H135ZM138 184H140V183H138ZM190 184L191 183H189V186H190ZM33 185H35V184H33ZM40 185V184H39ZM98 185V184H97ZM115 185V184H114ZM183 185H185L184 187H183ZM208 185V184H207ZM226 185H224V186H226ZM25 186V185H24ZM92 186H93V188H92ZM112 186V185H111ZM117 186H119V185H117ZM117 186H114V187H117ZM129 186H132V185H129ZM128 186V187H129ZM142 186V185H141ZM173 186V185H172ZM188 186V187H189ZM200 186V185H199ZM209 186V185H208ZM224 186L222 187V186H220V184H219V186H217L218 187V190H217V193H218V195L220 194V195H225L226 194V192H227V190L224 188ZM105 187V186H104ZM125 187V185L123 186V188ZM145 187V186H144ZM143 187V188H144ZM147 187V186H146ZM181 187H183V189H181L180 190V188ZM203 187H204V184H203ZM203 187H200L198 190H202L203 191ZM206 187V186H205ZM221 187V188H220ZM141 188V187H140ZM151 188V187H150ZM150 188H148V189H150ZM155 188V187H154ZM209 188H211V187H209ZM220 188V189H219ZM226 188H227V186H226ZM118 189V188H117ZM147 189V188H146ZM152 189H153V187H152ZM161 189V190H162ZM112 191H114L113 190V187H112V189H111ZM111 190H110V192H111ZM190 190H192L191 188H190ZM216 190V189H215ZM260 190V189H259ZM25 191H28V192H26V194H22V195H24L22 198H19L18 197V199L21 201V202H23V201H25V203H21L20 201H18V199H16L17 198V196H16V198H15V200H13L12 199V202L10 201V203H8V204H11L12 206H11V209L9 210V211H7V212H3L2 210L0 211V213H2L1 215H4V216H6L7 218H6V220L5 219H3V221H4V223H3V225H1L0 226V228H4L3 226H5L6 228L5 229H7V228H11L12 229V232L14 233H16V232H18L19 230L20 231H24V233H26V234H29V233H35V231H34V229H33V227L32 226H34L33 225V222H34V220L36 221V220H38V222H39V224L41 225V223H42V221H43V219H45V218H47L46 216H48V215H46V214H44L43 212H42V214L41 213H37V212H41V210H39V211H35L34 210V207L33 206H35L36 207V205H35V202H33V201H31V194H30V192L32 191V189L31 188H27ZM33 191H42V193H46V191H45V188H42L41 186H37L36 185V187H34V190ZM118 192H119V190H117ZM143 191V190H142ZM145 192H146V190H144ZM157 191H159L158 189H157ZM186 191H188V190H186ZM233 191H234V193L235 194H240V199L239 200H237L236 201V203H235V205H236V207H237V211L235 212V214H237V212H238V209L240 208V211L242 212L241 213V215H243V217H245L240 223L238 222V225L240 226V227H242L243 229H244V226L246 225V223L247 222H251V223H253L252 224V226H256V230L254 231V232H252V231H250V234H246L245 232H244V230L243 231H241V230H239L241 233V237H240V239H238V240H236V239H233V238H231V236L230 237H220V234L218 235L217 233H212V232H210L209 233V229H211L210 227H209V224L211 223V219H210V217L208 216V214L209 213H211V215L213 214V213H215L216 215H217V213L216 212H214L216 209H214L213 211H209V209H207L206 208V212L208 213V214H206L207 216H206V218H204L202 221H200V219H195V217H194V214L192 213V211L190 210V209H192V207H190V206H185L184 205V207L183 208H186V210L185 211H181V213H183V212H186V216H188L189 218H192L191 219V221H193L191 224L192 225H190L189 223H190V221L189 222H187L188 223V226H184V227H181V224H179L180 225V227L177 225L178 224V222L179 221H177V222H170L171 224H169L170 226H168L169 228H170V230H174L173 228H175L174 227V225H173V223H175V225H177L178 227L177 228H179V229H182L183 230V232H182V230H180L178 233L176 232V234H175V239H173V241L172 242H174L175 243V247L177 246V244L178 243H182V244H184L185 243V240L186 239H188V236H186V235H188L189 234V232L187 233V231H188V229H190V231H191V233H190V235H189V240H190V242H191V244H195L194 246H193V248L195 247V248H197V250L196 251H194V250H192V252L190 253V254H184V255H186L187 257H188V260H186V259H184V261L182 260L181 262H182V264H202L201 263V261H203L201 258L203 257V253H204V250L207 248L208 250H210L208 253H207V251H205V254H208V255H210L209 257L207 256V260L209 261V262H211L212 264H214L213 263V261H214V259L215 258H213V257H217L218 255H220L221 253H220V246L223 248L224 247V245H225V254L226 255H228V257H227V264H251L252 262H254V263H256V264H260V263H264V252L260 249L261 247H264V219L262 220L261 219V215H259L260 213H262V211L264 210V207L262 206L263 204H264V198L262 199V200H260V198H257V199H259L258 200V202H261V204L262 205H260L259 203H257V201H256V199H255V195L254 194H252L251 192V190H250V192H248V193H246V192H244L245 190H243V187H234L233 188ZM261 191V190H260ZM1 192H3L2 191V187H0V193ZM20 192V191H19ZM108 192H109V190H108ZM110 192L109 193H107V194H105V196H106V198L104 199V200H113L114 199V202L116 203V204H118V206H119V208H121L122 206L124 207V205H126V201H128L127 199H129V198H127V197H130L129 195H131V194H127V190H125L122 194H120V195H118V197H115V192L114 193H111V195H110ZM122 192V191H121ZM121 192H119V193H121ZM148 192H149V190H148ZM148 192L146 193V196L144 197V205H146V204H149L150 202H151V199L152 198H150V196H149V194H148ZM193 192V191H192ZM4 193V192H3ZM16 193V192H15ZM33 193V192H32ZM93 193H95V192H93ZM154 193V194H155ZM181 195H180V194ZM190 193V192H189ZM202 193V192H201ZM201 193H199V194H201ZM246 193V194H245ZM13 194V193H12ZM101 194V193H100ZM109 194V195H108ZM133 194V193H132ZM184 194L186 195L187 193L186 192H184ZM41 195V194H40ZM46 195L47 196H49V194L48 193H46ZM137 195V194H136ZM188 195V194H187ZM193 195V194H192ZM212 195V194H211ZM210 194L207 196L208 198H209V202L210 201H216V199H215V196L214 195H212L211 196ZM217 195V194H216ZM257 195V194H256ZM5 196V195H4ZM123 196V197H122ZM134 196V194L132 195V197ZM189 196V195H188ZM260 196H261V194H260ZM26 197H27V199H26ZM136 197V196H135ZM153 197V196H152ZM190 197V196H189ZM205 197H206V195H205ZM217 197V196H216ZM231 197V196H230ZM233 197H235V196H233ZM238 197V196H237ZM137 198V197H136ZM171 198H173V200L171 199ZM191 198L192 197H190V198H186L185 200H186V202L188 203V200L190 199L191 200ZM34 199V201H35V197L33 198ZM46 198H44V200H45ZM153 199H154V197H153ZM49 200V199H48ZM189 200V201H190ZM218 200V199H217ZM224 199H222V201H223ZM236 200V199H235ZM99 201V200H98ZM142 201V200H141ZM154 201V200H153ZM171 201H173L172 203H170ZM226 201H228V200H226ZM1 202V201H0ZM63 202V201H62ZM193 202V201H192ZM231 202V201H230ZM106 203V202H105ZM111 203V202H110ZM190 203H191V201H190ZM224 203V202H223ZM5 204V203H4ZM3 204V206H5ZM96 204V203H95ZM155 205H157V206H161V205H163V204H160V202L158 203H154ZM153 204V205H154ZM165 205H166V203H165ZM209 205V204H208ZM231 205H233V204H231ZM230 205V206H231ZM100 206V205H99ZM193 206H195V204L193 205ZM210 206V205H209ZM38 207V206H37ZM40 207H42L41 205H40ZM40 207H38L39 209H40ZM112 207V206H111ZM117 207V206H116ZM115 207V208H116ZM150 207H151V205H150ZM90 208V206L89 207H87V206H85V205H79V209L80 210H78V209H76L77 210V215L78 214H81L82 213V210L81 209H85V211H87L88 209ZM91 208H92V206H91ZM105 208V207H104ZM106 208H108V206L106 205ZM113 208V207H112ZM118 208V207H117ZM116 208V209H117ZM119 208H118V210H119ZM156 208V207H155ZM214 208V207H213ZM212 208V209H213ZM94 209V208H93ZM103 209V208H102ZM102 209H101V212H102ZM149 209V208H148ZM181 209V208H180ZM211 209V210H212ZM33 210V212H35V214H32L31 213V211ZM37 210V209H36ZM72 210V209H71ZM117 210V211H118ZM121 210H123V208L121 209ZM124 210H126V211H128V212H130L131 211V207H126ZM164 210V209H163ZM232 210V209H231ZM28 211H30V212H28ZM44 211V210H43ZM54 211V210H53ZM116 211V212H117ZM147 211V210H146ZM61 212V211H60ZM108 212V213H107ZM118 212H120V211H118ZM204 212V211H203ZM231 212V211H230ZM250 212H253V214H255L256 215V217L254 218H252V219H250V216L248 215ZM264 212V211H263ZM28 213H30L29 215H28ZM67 213V212H66ZM84 213V212H83ZM103 213V212H102ZM106 213L107 214H113L110 210H108V209H106ZM106 213H104V214H106ZM115 213V212H114ZM144 213V212H143ZM36 214H39V215H36ZM58 214V213H57ZM106 214V215H107ZM122 214V213H121ZM178 214H180V213H178ZM191 214V215H190ZM238 214H239V212H238ZM237 214V215H238ZM264 214V213H263ZM62 215V214H61ZM91 215H92V213H91ZM102 215L103 214H101L100 213V211H99V209L98 208H96L94 211H93V215L91 216V218H90V220H89V222L87 223V225L85 224L84 225V223L83 224H80V225H82V226H84V228L87 230V231H89V230H91V228L92 227H94V226H96V225H99L101 222H100V220H101V218L100 217H102ZM114 215V214H113ZM143 215V214H142ZM147 215V214H146ZM210 215V216H211ZM28 216H31V218H33V220L32 219H30ZM55 216H56V214H55ZM96 216H99V220H96L95 219V217ZM42 217V218H41ZM75 217H77V216H75ZM181 218H179L180 220L181 219H183V217H182V215L180 216ZM213 217H215V215L213 216ZM29 218V219H28ZM53 218V217H52ZM82 217H80V218H78L79 220L81 219ZM162 218V217H161ZM200 218V217H199ZM57 219V218H56ZM58 219H59V217H58ZM103 219V218H102ZM120 219H122V220H125L124 218H122V217H120ZM143 219V218H142ZM153 219V218H152ZM166 219V218H165ZM168 219H169V217H168ZM118 220V219H117ZM122 220H120V221H122ZM147 220V219H146ZM145 220V221H146ZM151 220V219H150ZM183 220H185V219H183ZM190 220V219H189ZM210 220V221H209ZM106 221V220H105ZM104 221V222H105ZM112 221H114V220H112ZM120 221H119V223H120ZM153 221V220H152ZM151 221V222H152ZM159 221V220H158ZM187 221V220H186ZM164 222V224H165V221H163ZM169 222V221H168ZM210 222V223H209ZM218 222V221H217ZM10 223H12V225L13 226H11L10 225ZM108 223H109V221H108ZM111 223V222H110ZM122 223V222H121ZM157 223H159V222H157ZM116 224V223H115ZM140 224V223H139ZM149 224V223H148ZM163 224V225H164ZM167 224V223H166ZM61 225V224H60ZM110 225H112V224H110ZM138 225V224H137ZM155 225V224H154ZM11 226V227H10ZM38 226V225H37ZM55 226H58V224L57 225H55ZM116 226H117V224H116ZM142 226V225H141ZM140 226V227H141ZM151 226V225H150ZM223 226V225H222ZM249 227L251 226V224H249L248 225ZM54 227V226H53ZM81 227V226H80ZM98 227H100V226H98ZM148 227V226H147ZM152 227V226H151ZM155 227H156V225H155ZM186 227H188V229L186 230L185 228ZM221 227V226H220ZM51 228H52V226H51ZM50 228V229H51ZM74 228V227H73ZM118 228V227H117ZM161 228H163L162 226H161ZM217 228V227H216ZM81 229V228H80ZM96 229H97V227H96ZM144 229H145V227H143V228H141L140 230V232H147V230H145L144 231ZM153 229V228H152ZM164 229V228H163ZM166 229H168L167 227H166ZM165 229V230H166ZM0 230H3V229H0ZM46 229H40L38 232V234H40V236H38L37 234L35 235V236H37L38 238H41L42 237V234H46L47 235V232L45 231ZM54 230H55V227H54ZM155 230V229H154ZM213 230V229H212ZM217 230V229H216ZM218 230H219V228H218ZM4 231V230H3ZM53 231V230H52ZM157 231V230H156ZM166 231H168V230H166ZM178 231V230H177ZM214 231V230H213ZM220 232H224V231H221V230H219ZM97 232V231H96ZM150 232V231H149ZM159 232V231H158ZM6 233V232H5ZM4 233V234H5ZM11 233V232H10ZM109 233V232H108ZM148 233V232H147ZM146 233V234H147ZM166 233V232H165ZM185 233V234H184ZM225 233V232H224ZM233 233V232H232ZM2 234V233H1ZM26 234H25V236H26ZM51 234V233H50ZM53 234V233H52ZM75 234V233H74ZM81 234V233H80ZM92 234V233H91ZM164 234V233H163ZM169 234H170V232H169ZM239 234V233H238ZM7 235V234H6ZM89 235V234H88ZM99 235V234H98ZM159 235V234H158ZM166 235V234H165ZM54 236V235H53ZM60 236V235H59ZM65 236V235H64ZM160 236V235H159ZM168 236V235H167ZM19 237V236H18ZM21 237V236H20ZM26 237H28V236H26ZM34 237V236H33ZM72 237V236H71ZM101 237V236H100ZM7 238V237H6ZM13 238H16V237H11V238H9V239H11V240H9V239H4V241L3 240H0L1 242H2V244H4V246H3V248L2 247H0V264H12V261H13V263H14V261H17L18 263L17 264H36L35 262H36V260H39L40 261V258H41V261L42 262H44L43 264H55V262H57V260L58 259H62V256H61V254L62 253H64L66 256H68V255H70V253H68V251H67V253L63 250L64 248H63V245L64 244H62L61 242H59V241H57V239H56V237H53V239L50 237V236H46L45 238H46V240L45 239H42V240H44V241H41V240H39V241H41L38 245L40 246V247H42V250H45V248H48V249H46L45 251H47V253H43L42 254V257H36V260L35 259H33V256H35L36 255V253H34V250L36 249V247H35V249H34V247H33V244H30V243H28L27 241L26 242H23V241H20V242H18L17 240H20L21 238H19V239H17L16 238V240H14V242H18V244H16V243H14L13 242ZM74 238V237H73ZM2 239V238H1ZM76 239V238H75ZM89 239V238H88ZM95 239V238H94ZM101 239V238H100ZM129 239H131V248H129L128 249V251L126 250L127 248H124L125 249V251L124 252H126L125 253V257H131L132 255H133V253H134V248L133 247H137V249H136V251H137V255H135L137 258H139L138 260V262H134V264H175V263H179L178 261H177V258H178V256L181 254V248L182 247H180V246H178V247H180L179 249L177 248V250L175 249H173V251L171 250V247L173 248V246H171V243H167L166 245H165V242H163L164 243V245H163V243H162V245H161V243L160 242H157V240L155 241V242H153L152 240H149V238L148 237H146L144 240L143 239H141V240H138V241H136V242H133V239L131 238V236L127 239L128 241H129ZM160 239H163V238H160ZM166 239V238H165ZM168 239H170V237L168 236ZM23 240V239H22ZM62 240V239H61ZM38 241V242H39ZM65 241V240H64ZM68 240L66 239V242H67ZM145 241H147L148 243H146V245H145ZM162 241V240H161ZM4 242V243H3ZM37 242V243H38ZM77 242V241H76ZM101 242V241H100ZM116 242V249H119V245L121 246V244H119V242H117V241H115ZM122 242V241H121ZM171 242V241H170ZM221 243H222V245H221ZM117 244H119L118 246H117ZM55 245H59V248H57V246L55 247ZM71 245H74L73 243L71 244ZM157 245V246H156ZM158 245L159 246H161V247H158ZM179 245V244H178ZM186 245V244H185ZM87 246V245H86ZM108 246V245H107ZM187 246H189L188 244H187ZM72 247V246H71ZM77 247H81V244H78V246ZM93 247V246H92ZM127 247H128V245H127ZM155 248V249H157L156 247H158V249L159 248H163L164 250L166 249V250H171L169 253H170V257L169 258H167L168 260L167 261H165L164 259H163V261H161V262H157L156 261V256H157V253H155L156 254V256L154 255L153 257L150 255V253H149V250H150V248ZM192 247V246H191ZM52 248H57L56 250H53V251H51V252H49V250H51ZM66 248V247H65ZM68 248V247H67ZM66 248V249H67ZM83 248V247H82ZM102 248V247H101ZM114 248V247H113ZM115 250V249H114ZM162 249H160L159 251H161ZM184 250V249H183ZM189 250V249H188ZM260 250V251H259ZM94 251V250H93ZM96 251V250H95ZM94 251V252H95ZM107 251V250H106ZM105 251V252H106ZM150 251H152V250H150ZM158 251V250H157ZM163 251V250H162ZM191 251V250H190ZM223 251V250H222ZM262 251V253L263 254H261L260 252ZM75 252V251H74ZM104 252V253H105ZM115 252H116V250H115ZM155 252V250L153 251V253ZM168 252H167V254H168ZM118 253H119V251H118ZM122 253V252H121ZM163 253H165L164 251H163ZM162 253V254H163ZM211 253H213L212 255H211ZM76 254V253H75ZM115 254V253H114ZM160 254V253H159ZM45 257H44V256ZM73 256H74V254H72ZM77 255V254H76ZM113 255V254H112ZM119 255L121 256V254L119 253ZM147 255H150V256H147ZM41 256V255H40ZM99 256V255H98ZM109 256V255H108ZM111 256V255H110ZM116 256V255H115ZM161 256V255H160ZM84 257H86V256H84ZM119 257V256H118ZM162 257V256H161ZM181 257V256H180ZM185 257V256H184ZM189 257L190 258H194V260H190L189 259ZM201 257V258H200ZM206 257V255L204 256V258ZM116 258V257H115ZM163 258V257H162ZM203 258V259H204ZM225 258V257H224ZM68 259V258H67ZM95 259V258H94ZM116 259H118V258H116ZM166 259V258H165ZM206 259V258H205ZM223 259V258H222ZM130 260V259H129ZM128 260V264H133L132 262H130ZM160 260V259H159ZM178 260H179V258H178ZM98 261V260H97ZM121 261H122V259H121ZM126 261V260H125ZM124 261V262H125ZM75 262V261H74ZM85 262V261H84ZM120 262V261H119ZM63 263V262H62ZM88 264V263H83V262H80L79 264ZM127 263V262H126ZM203 263H206V262H203ZM117 264V263H116ZM121 264H124V263H122L121 262ZM180 264V263H179ZM207 264H208V262H207ZM210 264V263H209ZM222 264H224L223 263V261H222Z\"/></svg>","mask_w":264,"mask_h":264},{"label":"crops","instance_id":"crops-1","mask_svg":"<svg viewBox=\"0 0 264 264\" xmlns=\"http://www.w3.org/2000/svg\"><path fill=\"white\" fill-rule=\"evenodd\" d=\"M67 112H69V111H67ZM67 120H68V122H69V124H68L69 127H70V125H71V123H72V127H73V128H75V127L77 126L76 128L79 127V128L81 129V130H80V129H75V132H74V133H73V131H72V129H71V131H70L71 134H78V133H83V134H84V131H86V130H82V128L84 129V127H82V125H81V124H82V121H81V122H79V121H73L72 119H67ZM74 123H76V124H74ZM78 123H79L80 126L78 125ZM68 134H69V133H68ZM65 135H66V134H64V136H65ZM86 135H87V134H84V141H85ZM44 140L48 142L49 139H48V138H45ZM47 142H46V143H47ZM8 145H9V144H8ZM67 146H68V144H67ZM57 149H58V148H57Z\"/></svg>","mask_w":264,"mask_h":264},{"label":"water","instance_id":"water-1","mask_svg":"<svg viewBox=\"0 0 264 264\" xmlns=\"http://www.w3.org/2000/svg\"><path fill=\"white\" fill-rule=\"evenodd\" d=\"M175 1H178V0H175Z\"/></svg>","mask_w":264,"mask_h":264}]
</instances>
